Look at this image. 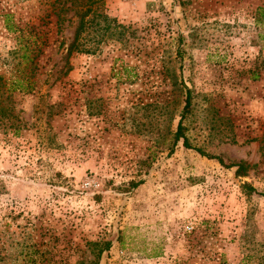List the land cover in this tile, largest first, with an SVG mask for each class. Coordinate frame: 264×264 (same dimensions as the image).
I'll use <instances>...</instances> for the list:
<instances>
[{"label":"rangeland","instance_id":"374dc122","mask_svg":"<svg viewBox=\"0 0 264 264\" xmlns=\"http://www.w3.org/2000/svg\"><path fill=\"white\" fill-rule=\"evenodd\" d=\"M0 264H264V0H0Z\"/></svg>","mask_w":264,"mask_h":264},{"label":"trees","instance_id":"16d2710c","mask_svg":"<svg viewBox=\"0 0 264 264\" xmlns=\"http://www.w3.org/2000/svg\"><path fill=\"white\" fill-rule=\"evenodd\" d=\"M88 12L87 9H85L79 16V19H78V26L75 30V34H74V37H73V40H71V43H69V45L67 46L66 48V56H68L72 50H76L78 49V40L79 38L81 37V33L83 32L84 30V26L86 24L87 21H85V16H86V13ZM188 90L187 92L185 93V99H184V105H183V108H182V113L181 115L179 116V120L177 121L178 124H177V128H176V132L174 134V138H175V141L174 142H177L178 140L182 139V143H183V147L185 149H193L194 151H196L198 154L202 155V156H205L209 159H215L217 161V163H221L220 160L215 157V156H211L210 154H206L204 153L203 151H201L199 148L197 147H189V141L188 139L185 137L184 135V132H183V126H182V119L184 118V112L187 111L188 109V104H189V96H188ZM248 165L246 163H244L243 161L241 162H237V163H234V164H227V165H224L225 168H233V173H234V176L236 177H242V175H244V170L246 169ZM141 183V181H138L136 183H130V188L131 189H135L136 187L139 186V184ZM241 188L244 189V191L246 193H249V192H255V189L254 187H252L250 184L246 183V182H243V184L241 185ZM111 246V243L110 242H104L103 245H102V248L100 249V252L103 251V250H108V248H110Z\"/></svg>","mask_w":264,"mask_h":264}]
</instances>
